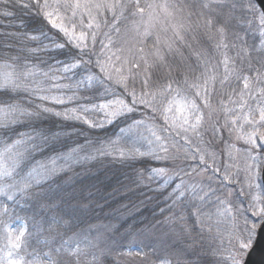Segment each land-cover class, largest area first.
<instances>
[{"label": "trees", "instance_id": "obj_1", "mask_svg": "<svg viewBox=\"0 0 264 264\" xmlns=\"http://www.w3.org/2000/svg\"><path fill=\"white\" fill-rule=\"evenodd\" d=\"M161 1L139 0V3L148 12L147 5ZM165 1L174 6L170 8L174 15L162 17L167 31L161 32V38L165 37L167 44L158 52L164 59L161 63L153 55V63L147 65L149 74L136 66L134 71H139L142 78L122 72L120 82H114L106 71L117 59L122 33L140 16L135 0H121L123 11L115 19L103 22L95 38L87 30L84 46H78L79 43L54 27L44 15L45 11L54 9L61 12L63 5L56 0H47L48 9L38 6L35 0H0V63L28 71L35 67L48 71L72 65L71 73L62 75L64 79L60 82H77L66 96L70 99L68 95H74V103L79 105L130 97L129 92L156 93L155 98L159 100L162 96L158 92L168 84L172 91L164 93L163 101L173 93L195 94L192 85H199L203 93L205 81L210 83L211 77L216 80L211 82L212 87H219L214 91V98L222 94L225 99L242 91L244 75L256 84L264 83V49H258L260 9L254 0ZM44 2L39 0V5ZM250 2L256 4L255 12L248 9ZM220 27L223 33L218 31ZM174 29L179 30L182 39L176 37ZM156 38L153 32L145 45L156 49ZM235 61L234 69L231 66H235ZM258 74L260 81L256 82ZM139 99L136 100L139 102ZM13 103L37 113L16 116L14 122L0 114V155L8 158V161L3 158L4 167L13 172L12 176L3 178L4 182L16 185L13 199L0 195V225L25 223L26 231L17 249L19 257L29 264H121L114 258L103 261L82 258L77 255L73 242L75 239L81 242L83 235L90 238L95 232L104 231L114 239L122 254L138 245L150 230L158 231L164 215L175 208L166 196V189H160L152 181L151 171L160 163L146 155L132 157L104 151L86 157L80 154L89 152L84 149L104 150L107 145L113 149L111 140L138 119L140 113L134 110L98 126L63 112L57 115L58 107L52 100H44L31 91L0 90V107ZM154 105L157 107V103ZM44 108L50 111H43ZM71 151L79 157L77 160L50 170L41 180L30 181V187L24 192L18 191L23 188V180L30 170ZM198 208L186 209L191 213L186 223L193 237L192 256L188 259L198 258V264H206L208 260L204 259L202 250L211 245L204 223L194 222ZM89 231L91 236H87ZM154 263L145 259L142 262Z\"/></svg>", "mask_w": 264, "mask_h": 264}, {"label": "rangeland", "instance_id": "obj_2", "mask_svg": "<svg viewBox=\"0 0 264 264\" xmlns=\"http://www.w3.org/2000/svg\"><path fill=\"white\" fill-rule=\"evenodd\" d=\"M56 1L63 5L60 12L62 19H57V23H62L64 27L68 28L69 33L74 32L77 36L81 32L86 33V39L88 38L87 30L91 31V38H95L99 34L103 22L115 19V15L123 11H121V7L117 8L115 12L107 9L99 11L92 9L91 18L87 13L81 11H78L73 17L71 8L64 7V0ZM68 2L71 4L74 0H68ZM110 2H114V0H110ZM165 2V0L161 1V3ZM146 13L143 17L140 15L122 33L119 54L115 56L117 59L106 70L114 82H120L122 72L135 74L136 77L142 78L138 74L139 71H134L137 65L145 74H149L147 65L153 63V55L167 44L166 38H161V32L166 29L162 18L163 14L159 13L157 9L159 19L154 18L149 22ZM257 19L261 37L258 49H264V28L259 22V13ZM89 23H91V27L88 26ZM146 23L153 25L148 36L143 34ZM153 32L157 35V47L151 50L148 45H145V42ZM72 40L79 43L76 39ZM141 49L143 50L141 51ZM5 64L9 65L0 63V65ZM234 65V67L230 65L231 68H236V61ZM261 65L259 66L261 67ZM35 68L28 71L16 69L14 66L2 67L0 72L15 70L21 75L31 72L32 75L28 76L26 80L22 76L29 92L31 91L33 95L40 98L49 97L47 100H52L57 105L58 113L63 112L66 116H80L84 120L86 118L90 124L101 126L113 121L118 115L137 110L140 113L139 118L132 121L111 140L113 149L108 145L104 150L84 149V152H89L80 154V156L85 155L86 157L90 153L104 151L110 154L116 152L132 157L146 155L155 158L160 166L154 170L163 169L164 171L152 170V181L160 189H166V196L175 207L167 215H164V219L161 220L157 228L158 231L150 230L149 233L141 237L142 240L138 245L123 251L122 254L117 250L114 239L107 233L99 231L91 236L89 231L87 236H91L90 238L83 235L81 242L74 240L75 250L78 249L77 255L85 259L95 258L100 261L105 258H114L121 264L126 262L142 264L144 259L155 261L154 264H198L197 262L200 261L198 258L188 259L189 256H192L190 244L193 237L190 235L186 223L188 217H191L190 211L186 212V209L198 206L194 222L198 224L201 220L204 223L206 236H208L211 245L209 249L202 250L205 251L202 252V255L206 256L204 259L208 260L210 264L243 263L251 246L245 249L241 247V243L247 244L251 237V245L253 244L256 229L264 219V217L254 215L257 207L264 206V189L260 181L263 150L256 149L249 152L250 146L245 144L241 138L240 125L243 120L238 119L235 124L232 123L234 117H243L244 113L248 111L247 107L244 109L239 107L242 91L230 97L228 95L225 99L222 94L219 98H214V91L219 87L214 88V85L212 87V83L216 80L211 77L212 83L207 84V92L202 90L203 93L195 88V94L173 93L165 101H163L165 97L160 94L162 91L158 92L163 97L160 98L161 100L153 98L151 95L145 97V92L142 93L143 95H139L141 94L139 92L135 93L136 99L146 98L151 101V106L141 104L137 100L134 102L130 92L127 93L130 97L114 98L94 105H79L74 103V95H68L72 100L66 96V93L77 86V82H60L64 79L62 75L71 73L72 65H63L59 69H49L48 71ZM261 88H264V83L253 82L251 95L247 92L243 94V100L247 101L252 109H256L258 102H264V96L259 94ZM197 91L200 93L199 96L196 95ZM53 97L64 102L56 103L52 99ZM173 97L177 100L181 98L195 100L199 109L195 115L202 116L197 128L191 127L194 122L193 115H190L188 111H181L179 104H174L171 111L164 112V108L168 106L169 100ZM120 100H123L127 107L131 108V111L122 108L118 103ZM228 102L231 104H227ZM155 103H157V107L154 105ZM101 105H107V107H101ZM72 109L76 110L75 113L71 111ZM117 110H119V114L113 116L112 113ZM165 115L168 117L167 120ZM186 116L189 122L184 124ZM251 130V125H245L243 128L245 132ZM74 153L71 151L63 157H56L45 165L30 170L23 181L29 184L30 181L41 180L50 170L62 168L77 160L79 157H75ZM3 158L4 156L0 155V166L4 167V159L8 161V158L6 156ZM4 180L3 177H0V189L12 196L16 191V185L14 182L7 183ZM10 185L11 187H9ZM177 185H180L179 189H177ZM254 197L259 199H253ZM227 209H231V211H227ZM175 219L179 221H173ZM5 225L4 223L0 225V264H8L9 252L12 253V259H20L17 249L12 248L9 241H15L21 230L24 233L26 231L23 221ZM253 225L256 226L255 230H253ZM200 229L202 228L200 227Z\"/></svg>", "mask_w": 264, "mask_h": 264}, {"label": "snow or ice", "instance_id": "obj_3", "mask_svg": "<svg viewBox=\"0 0 264 264\" xmlns=\"http://www.w3.org/2000/svg\"><path fill=\"white\" fill-rule=\"evenodd\" d=\"M36 4L43 9H48L49 4L47 0H45L43 5H39V0H35ZM136 3V11L143 17L146 13L145 7H141L139 0H135ZM27 6V5H25ZM64 7H70L72 16L75 17L78 11H81L83 13H87L89 17L91 18L92 14V9H96L97 11L101 9H107L109 11L115 12V10L119 7H121V0H114V2H110V0H74L73 3L69 4L68 0H64ZM171 7L168 3H161L158 5H152L149 4L147 5V8L150 9L151 11L147 12L149 22L152 21L154 18L159 19V13H162L166 18L167 17H172L174 15L173 11L170 10ZM157 9L159 10V13H157ZM248 9L250 11L255 12L257 10V6L254 3H249ZM44 15L50 19V22L52 25L61 31H63L66 35L70 36V39H76L79 41L78 46H84V41L86 40V33L81 32L77 36L74 32L69 33L68 28L64 27L62 23H57V19H62L60 16V13L58 9H54L53 11H45ZM259 22L262 26H264V10H261L259 12ZM209 25H211L212 21H208ZM91 27V23L88 25ZM153 25L151 23H146L144 26V35L148 36L150 35V28ZM75 26L73 25V28ZM183 26L181 25V28ZM176 37L178 39H182L180 36V32L177 29H174ZM221 33H223L224 29L223 27H220L218 29ZM143 49H141L142 51ZM157 60L159 62H163V56L157 52L155 53ZM138 66V65H137ZM227 66L228 62L227 59L225 61V68L227 71ZM2 67H12L10 65H0V68ZM101 70L103 71V66H101ZM32 75L31 72H25L22 75L18 74L15 72V70L12 71H3L0 72V90H10L13 92H19L20 90L27 91L28 87L27 85L23 82V79L26 80L28 76ZM240 79V77H237ZM124 78H121L123 80ZM214 79V78H213ZM227 79V76L225 77ZM260 81L259 74L256 77V82ZM242 83H243V90L241 92V103L239 107L241 109H244L245 107L248 108V111L244 113L243 117H234L232 119V123L235 124L238 119H242L243 123L240 125V130H241V138L244 140V143L249 145L248 151L251 152L256 149L264 150V102H258L256 109H252L248 104L247 101L243 100V94L244 92H247L249 95H251L252 92V85H253V80L247 75H244L242 78ZM207 82L205 81V88L204 91L207 92V87H206ZM194 88H198L199 85H192ZM172 91V86L171 84H168L165 86L163 91L160 93L161 95H164L165 92H171ZM199 91H197L196 95L199 96ZM259 94L261 96H264V88L259 89ZM151 95L153 98L155 97L156 93H145L144 96ZM133 101L135 102L136 96L135 93H132ZM42 99L47 100L49 97H43ZM55 100L56 103H63L64 101L59 99V98H52ZM71 99V98H70ZM141 104H144L146 106H151V101L146 99V98H141L139 101ZM118 103L121 105L122 108L127 109V111H131V108H128L127 105L124 103L123 100L118 101ZM207 103V101H205ZM174 104H179L181 111H188L190 115H193L194 122L191 124V127L193 129L197 128L198 125L200 124V121L202 119L201 115H195L196 112H198V105L196 104L195 100L189 99V98H181L180 100H177L175 97L169 100L168 106L164 108V112L167 113L171 111L172 106ZM101 107H107V105H101ZM43 111H50V109L44 108ZM73 113H75V109L71 110ZM258 113V116H257ZM0 114L4 115V118L6 119H12L14 122V119L16 116H32V115H37V113H33L29 111L28 109L24 108L20 104H9L6 107H0ZM57 115H60V113H56ZM119 114V110L114 111L112 113L113 116H116ZM75 118L81 119L82 117L76 116ZM165 119L167 120L168 117L165 115ZM86 120V118H85ZM86 122H88L86 120ZM188 117L186 116L184 118V124H187ZM173 123H175L173 121ZM245 125H251L252 130L251 131H243V128ZM182 126V125H181ZM123 155V153H121ZM141 155H144L141 153ZM203 159V157H201ZM153 171H159L163 172V169L159 170H153ZM13 172L11 169H7L3 166H0V177H10L12 176ZM11 187V185L9 186ZM30 185L28 183H24L23 188L18 189V191L24 192L26 189H28ZM180 188V185H177V189ZM0 195H5L7 196V199L11 200L13 197L11 195H8L7 192H5L3 189H0ZM183 195V193H181ZM253 199H259L258 197H254ZM227 211H231V209H227ZM254 215L257 217H264V207H257ZM255 225H253V230H255ZM24 236V231L21 230L19 235L16 236L15 241L10 240L9 243L12 248L19 249L21 247V238ZM251 246V237H249V242L247 244L241 243L242 248H248ZM78 251V249L76 250ZM12 253L9 252L8 254V264H29V262H26L23 257L20 259H12ZM32 264H35V262H32ZM234 264H238V262H234Z\"/></svg>", "mask_w": 264, "mask_h": 264}, {"label": "water", "instance_id": "obj_4", "mask_svg": "<svg viewBox=\"0 0 264 264\" xmlns=\"http://www.w3.org/2000/svg\"><path fill=\"white\" fill-rule=\"evenodd\" d=\"M254 1L257 4L260 11L264 10V0H254ZM260 181L264 189V150H263V162L260 172ZM242 264H264V219L260 222V224L256 229L253 244L247 251Z\"/></svg>", "mask_w": 264, "mask_h": 264}]
</instances>
